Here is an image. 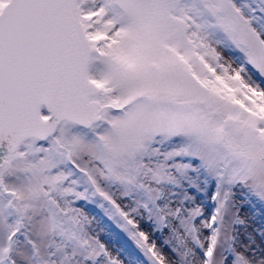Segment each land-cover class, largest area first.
I'll use <instances>...</instances> for the list:
<instances>
[{
	"label": "snow or ice",
	"instance_id": "1",
	"mask_svg": "<svg viewBox=\"0 0 264 264\" xmlns=\"http://www.w3.org/2000/svg\"><path fill=\"white\" fill-rule=\"evenodd\" d=\"M0 264H264V0H0Z\"/></svg>",
	"mask_w": 264,
	"mask_h": 264
}]
</instances>
